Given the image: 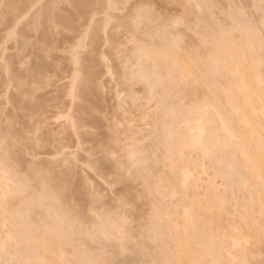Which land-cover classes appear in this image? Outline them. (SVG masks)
I'll list each match as a JSON object with an SVG mask.
<instances>
[{
  "label": "bare ground",
  "instance_id": "bare-ground-1",
  "mask_svg": "<svg viewBox=\"0 0 264 264\" xmlns=\"http://www.w3.org/2000/svg\"><path fill=\"white\" fill-rule=\"evenodd\" d=\"M40 1L41 0H2V2L7 4L19 5L20 8L18 11L20 12L27 11L32 4L39 3ZM42 1L40 3L45 5V19L43 24L38 29L32 28L29 30L27 26L22 27L20 29L21 31H18L19 39L13 40L22 50L31 47L33 59L30 60V65L24 70H20L18 68L17 57L15 55L12 56V54L10 58H13L10 59L6 57L10 59L9 61L7 60L6 64V59L3 61L4 63L1 62V64L3 63L1 71L2 74L4 73V76L0 73V77L3 76L6 81L8 78L9 82H7L15 92L13 97L12 95L8 96V98H10V103H8L13 112L11 116L9 115V118H4L7 120L9 119V121H5L6 126H0V139L3 138L4 134H9L10 139L22 137L27 143V147H25L22 152L23 154L27 153L25 150L27 149L30 152V154H28L31 156H36L32 155V152H36L37 150L49 151L52 148L56 149L55 155H58L63 149L60 144L59 146L57 142L54 143V141H52L53 138L50 139V135L52 134H50L51 131L48 134L50 140L46 138L47 136L45 137L46 139H42L41 137L32 138L31 136L30 138L32 139L27 138L26 136H28V134L35 135L37 129L35 127H29L24 123L33 122L38 114L40 115L41 111L43 113L45 109V102L42 103V99L45 96L43 95V98L40 97L39 94H42L40 91L42 90L43 92V90L49 86L54 85L57 81L56 78H62L61 75L58 76L57 74L56 76L55 74L57 71L63 73V69L58 66L59 57L62 56H60L59 52L61 50L58 51L55 44H58V40L61 42L63 39L65 43H68L66 39L70 38L68 40H72L73 42L69 41V45L66 44L68 45L67 47H75L77 39H80L81 35L83 36L85 33L82 30L84 29V24L87 26V23H83V21H91L92 15H96V11L100 10H97V5L105 11L103 14H106L108 11L118 9V7H113L109 10V4L123 6L128 4L131 0ZM212 1L213 0H166L162 5H172L180 10L181 15L179 17H183L184 19V24L181 26L188 25L193 16L197 25V33L199 35H205L214 29H218L219 25L225 21L231 23L229 17L235 15L231 12H234L235 7H237V5L235 6L233 3V0H222L224 4L222 5L224 7H226L225 4L229 5L228 9L223 7L224 17L227 18L223 17V21L218 22L219 19H216L217 13H214L217 3L215 0V3ZM155 3L156 1L154 2V0H139L131 6L127 17L125 16L126 18L120 22L127 34L126 38L129 37V32L133 30L129 18L137 9H140L146 20L148 17H151L153 21L152 24L146 22L142 26L140 39L150 47L154 44L157 49H168L174 39L177 37L181 38L184 46L181 59L190 60L193 73L198 76L200 71L204 70L201 61L206 58L208 53L204 51L197 52L196 49L199 45H195L194 42L193 44L191 40L184 41L182 39L183 34H181V32L179 33L178 30L176 31L178 33H174L172 30L170 31V29L178 28L172 24V21L176 18L167 15L165 11H162L163 9H156L157 5L155 6ZM52 4L58 5L54 17L50 16V9H48V5ZM196 5H201V7L197 8ZM107 15L110 16L109 14ZM79 22L83 23V25L80 27V24L78 28H76ZM106 23L107 21L104 15L102 19L95 22L91 31L85 36L84 52L81 51L82 53H80L79 68H77L76 64L73 62V57L71 55L67 60L66 57L63 56L65 58H63V60L68 62L67 65L70 64L72 71L70 74L71 76L69 75L70 79L66 87L67 90L65 92L62 91L63 93L61 92V96H66L69 99V103L74 104L72 106L76 107V110L74 109L76 113L72 110L74 114H70L71 116H69L68 119L69 128L72 132H76L79 143H81V141L86 142L90 140V144L97 145L101 140L99 137L101 134L96 137L94 132V134H91L92 131H87L86 129L93 126L91 123L94 120H99L105 124V139L108 145L102 148L103 150L99 149L100 145H97L99 148L94 145L97 147H94V150H99V152L102 151L105 154L102 155L98 161L91 160L90 164L88 162V168L99 174L104 175L106 173L107 175L104 176L107 179V176L110 178L112 176L111 174H113V177H111L112 180L110 179L114 182L113 184H123L125 188L122 187L123 190L121 191L120 189L118 191H121V194L118 193L119 196L116 195L115 198H117V196L118 198L114 200L111 206L109 204L110 207L105 206L104 208L103 205L100 206L99 204L97 205V202L94 203L95 194H93L94 197H91L92 193L91 196L88 195V191H91L92 188H90L86 179L82 175L75 178L77 172L74 166V168H66L65 166L59 170L58 165L53 163V161L49 163V160H46L48 162H44L42 159L37 160V158L36 160L38 162H34L36 161L34 160V163H31V160L30 162L28 160L29 157H27V159L21 152V158L28 160H26L27 164H25V170H27V166L30 163L36 167L50 170L57 180V183L53 186L54 190L62 192L66 189V191L63 192L61 203L67 206L75 201V206L80 210V213L88 217L89 222L95 221V217L91 215V211H96L110 218L112 224L119 225L123 218H126L128 221V213L132 211L135 214V227H132L128 221L126 225L127 230L129 234L133 236V239H137L143 234L145 240L142 244H146L147 249L134 243L126 245L123 249H121L119 245L109 246L117 253V257L124 255L126 252L133 254L130 259H121L124 264H127L128 261L131 260L142 262L150 257L151 251L149 250L154 251V249H152L148 236L150 232H155L157 229H160L165 237L175 236L178 233L181 239H187L190 242L189 247L185 250L183 255V259L186 262L191 260H204L208 261L209 264H253V260H258L264 252V218H262L260 214V191L251 173H246L247 179L242 180L236 176L229 167L233 163V157L239 159L242 165V153L245 151L254 153L256 147L250 135L251 129L243 123V121L247 120L248 123L255 127L260 119L259 86L254 85V78L251 72L245 69L241 62V76L238 78L227 77L221 79L219 81V88L216 90V95L210 93L207 88L202 86H192L180 95L179 100L173 98L169 99L167 103H163L161 101V89H156V91L153 92L149 84L141 82L139 79H132L134 68L137 77L144 75L151 78L154 83V66L149 61L138 63V58L133 55L134 59L132 56L127 55L122 61L119 56L120 51L118 49L117 34L113 29L108 28L107 34H105ZM13 26L14 21L10 20L8 23V31ZM168 27H170V29H168ZM79 28L80 32L77 30ZM84 30H86V28ZM165 30H167V35H165ZM29 33L36 35V38L34 36V39L32 38V43H34L32 44L33 46H30L31 40L28 41L31 39ZM73 33L76 34V37ZM80 33L81 35L79 37L78 34ZM73 35L75 39H73ZM236 36L237 39L240 38L239 33H237ZM26 38L29 39L27 40ZM1 39H4V37ZM86 40H88L87 44ZM1 41L2 40H0V43ZM102 42H105L107 48L105 51L102 52L100 50L99 52V44L101 45ZM1 48H3L2 45L0 46V49ZM0 54L3 55L4 51H0ZM104 58H107L109 62H111V65L108 66L107 73L109 75H116L118 77L117 84L123 87L121 90H123L127 100L137 103L136 107L139 113L138 119L140 121L148 119L150 121L149 124L153 128L148 135L150 141L149 144L147 143L148 145H140L138 142L140 145L138 146L137 143L131 142L124 156L119 155L122 151V147L118 140L119 134L116 126L117 124H115L114 120L109 121L100 109V105L104 100L102 99L103 85L97 80L99 76L97 68ZM125 64H129L127 71L125 70ZM170 64L171 61L168 56L162 55L159 62L155 65V68L161 75H167ZM132 65H134V67ZM70 66L68 67L69 69ZM130 66L132 68H130ZM6 68L7 71L5 70ZM138 85L141 86L142 91L139 96L134 92V87ZM246 85H253L250 93L244 91ZM8 89L10 90V88ZM220 89H231V95H224ZM8 92H5L4 95L7 96L9 94ZM249 95H251V104L255 106V112H253L252 107H250ZM40 98L42 99L40 100ZM147 104H152L151 106L154 109L152 114L145 108ZM1 105L0 109L9 106L3 103ZM170 111H175V118L169 115ZM77 113L80 117H78L79 115ZM8 114H10V110L7 115ZM42 115H44V113ZM17 118L20 120L23 119L24 122H21L26 124V127H22L24 124H22L20 120H16ZM24 119H26V121ZM18 123L22 124L20 129L17 127ZM14 126L17 127L16 129L18 131H13ZM87 126L89 127L86 128ZM95 126L97 125H94V127ZM83 129L86 132L82 131ZM89 132L91 133L89 134ZM229 132L234 133L235 139L229 136ZM44 134L46 135V132H44ZM185 148L193 150L197 158L210 164L214 175L208 180L207 185H203L198 177L195 180L192 179V177L195 176L191 170L197 167L196 163L192 165V169L191 167L187 169L185 168L187 166L183 165L185 163L182 164L183 151ZM131 154L136 156L137 162L135 165L129 160ZM160 155H162L163 158ZM156 157L162 159L161 162L164 163L166 170L164 169L165 171L161 175L155 172L156 174L154 173V176L151 169H154L153 166L155 167L154 164L157 163L155 161ZM0 159H2V153H0ZM126 163H128V168L125 165ZM126 169L132 170V176L135 180H141L143 182H147L148 178L145 172L150 170L151 172L149 171V173L153 176L152 178L154 180L146 184L147 188H144L145 190L137 196L136 190L134 191L133 188L134 184L132 185L127 179ZM105 170H109L111 173H107ZM132 176L129 175L130 178ZM216 178L222 180L225 187L224 190L228 191V193H233V191L240 193L243 202H235L234 205H232L235 208H230V199L227 198L226 193L223 195L219 194V190L216 186ZM8 187L11 188L12 186L9 185ZM12 190L15 191L14 188ZM176 195L182 196L180 204L174 203L176 200L174 202L171 200L174 205L172 207L167 206V208L169 207L168 209L160 205L165 197H167V199L170 197L171 199V197ZM137 197L144 204L149 205L150 213L147 217L143 216L141 206L138 204H136V206L134 204V199ZM97 199L99 200V198ZM112 201H110V203ZM122 201L124 204L128 205L127 208L124 207ZM159 201H161V203ZM11 206L12 210L18 213L15 217L17 223H21L24 216L30 211L33 223H37L40 225L41 229H45L55 217V207L52 202L43 206L36 205L30 208L27 203L21 201L17 197L11 201ZM185 208L190 210L188 220L185 219ZM50 209H52L51 212ZM225 213L232 215V218L228 221L225 220ZM236 215L238 219H234ZM177 225H179L178 228ZM186 227L187 233L185 234ZM220 230H223V232L220 233ZM111 234L113 236L117 235L114 231L111 232ZM37 249L38 250L33 255V259L38 261L67 264L68 261L73 259L72 250L65 249L62 254L59 244L51 246L48 250H45L41 246H37Z\"/></svg>",
  "mask_w": 264,
  "mask_h": 264
},
{
  "label": "snow or ice",
  "instance_id": "snow-or-ice-1",
  "mask_svg": "<svg viewBox=\"0 0 264 264\" xmlns=\"http://www.w3.org/2000/svg\"><path fill=\"white\" fill-rule=\"evenodd\" d=\"M96 7L99 8V5ZM113 7L127 8L129 6L108 5L109 10ZM196 7L199 8L201 5ZM19 8V5L7 4L0 0V24L8 27L9 21H14V26L4 36L2 47L5 52L11 41L19 39L18 29L25 26L29 30L38 29L45 19L43 4L34 3L25 12L18 11ZM57 8L58 5H48L50 16L54 17ZM237 8L241 10L240 15L230 16L231 23L225 21L219 25L218 29L205 35L193 33L194 43L199 42L196 51L208 53L201 61L204 70L200 71L198 76L193 73L191 61L181 59V53L184 50L181 38L174 39L168 49H157L154 44L150 47L140 39L142 26L146 22L152 24L153 21L151 17L146 20L141 10L137 9L129 18L133 30L129 32L127 39L135 49L133 55L138 58V63L149 61L154 66L155 82L153 83L151 78L144 75L137 77L134 68L132 79H139L149 84L153 92L161 89V101L167 103L169 99L179 100L180 95L192 86H202L216 95L221 79L241 76V62L243 63L244 68L251 72L254 85L259 86L260 119L255 127L247 120L243 121L251 129L250 135L256 145L254 153L243 152L242 165L239 159L233 157V163L229 167L242 180L247 179L246 173H251L260 191V214L264 218V0H259L258 4L253 5L251 11L246 10L243 5H237ZM105 18L107 21L105 34H107L108 24L113 23V20L107 13ZM95 22L96 15L93 14L91 21L86 22L87 29L84 35L77 41L76 46L69 50L77 68L80 64V53L84 50L85 36L91 31ZM172 24L180 27L184 24L183 17H177ZM237 33H239V39H237ZM162 55H167L171 61L167 75H161L155 68ZM128 67L129 64H125L126 71ZM5 70L7 71V68ZM252 86L246 85L244 91L250 93ZM220 91L224 95H231V89H220ZM248 99L250 107L255 112V106L251 104V95ZM169 115L176 117L175 111H170ZM228 134L235 139L234 133ZM25 147L27 143L22 137L10 139L9 134H4L0 139V153H2V159H0V264H54L50 261L35 260L33 255L38 250L37 246L48 250L56 244H59L62 254L65 249L72 250L73 259L67 264H124L109 246L119 245L123 249L126 245L134 243L147 249V245L142 244L145 240L143 234L137 239H133V236L129 234L126 218H123L119 225H114L110 218L91 211L95 221L89 222L88 217L80 213L75 206V201L64 206L61 200L66 189L62 192L54 190L53 186L57 180L50 170L33 164H28L25 170L26 161L20 155ZM129 160L133 165L137 162L134 154L129 156ZM129 174H131L130 170ZM9 185L12 187L9 188ZM13 188L15 191L12 190ZM17 197L27 203L30 208L52 202L55 207L54 219L45 229H41L39 224L33 223L32 214L29 211L22 222L17 223L15 217L18 213L13 211L11 206V201ZM96 202L98 201L94 199V203ZM122 204L125 208L128 207L123 201ZM189 212L190 210L185 208L186 220L189 219ZM113 231L117 233L116 236L111 234ZM148 239L154 251L149 250L150 257L141 264H209L204 260L186 262L183 255L190 242L187 239H181L178 233L175 236L165 237L161 230L157 229L149 233Z\"/></svg>",
  "mask_w": 264,
  "mask_h": 264
},
{
  "label": "rangeland",
  "instance_id": "rangeland-1",
  "mask_svg": "<svg viewBox=\"0 0 264 264\" xmlns=\"http://www.w3.org/2000/svg\"><path fill=\"white\" fill-rule=\"evenodd\" d=\"M138 1L139 0H131V1L128 2V4H126L129 7H127V8L119 7L118 9L112 10V11H108V13H107V14H109L112 17V20H113V23L108 24V29H113L116 32V34H117L116 36H117L118 49L120 51L119 52V56H120L122 61L124 60L125 56H127V55L132 56L133 55L134 48L128 43L127 38H126L127 34L125 33V30H124L123 26L120 24V22L124 18L127 17L131 6H133ZM155 1H156L155 6L157 5L156 9H158V10H159V8L163 9L162 11H165L167 15H169V16H171L173 18H177V17H179L181 15L180 10L177 7L172 6V5L163 6L162 4L166 0H154V2ZM215 1L217 3L216 4L217 5V7H216L217 9L215 8L214 13H217V18L216 19H219L218 22H221V21H223L222 19L224 17V12H223V7H224L223 5L224 4H223L222 0H215ZM236 1H237V3H240V4H237ZM212 2L215 3L214 0ZM233 3L235 4V6L236 5H243L246 10L251 11L252 10V6L255 5V4H258L259 0H240V1L233 0ZM40 4H42V3H40ZM225 6L226 7H224V8L228 9L229 5L225 4ZM236 8L237 7H235V9H234L235 11L231 12V13H234L236 16H239L241 10L239 11V9L237 8L238 12L236 13V10H237ZM98 9H100L102 12L100 10H98ZM97 10L98 11H96V21L102 19L104 17V15H105V14H103V13H105V11L102 8L99 7V8H97ZM213 10H214V8H213ZM234 14H232V15H234ZM257 15H258V13H257ZM228 16H230V15H228ZM224 18H227V17H224ZM86 22L87 21H85V22L83 21V23H86ZM83 23L79 22L76 25L77 27L76 26L75 27L78 28V25H80V24H81L80 25V27H81L83 25ZM83 27H84V29L85 28L87 29L86 24H84ZM20 29H18V31ZM84 29L82 30L83 32L86 31ZM121 29H123V30H121ZM168 29H170V27H168ZM77 30H79V32H80V28L77 29ZM171 30L174 33H178V32H176L178 30L179 33L181 32V34H183L182 39L184 41H190L191 40L192 43H193L194 40H195V37L193 36V33H197L196 21H195V19L192 16L191 17V21L188 23V25L180 26V27L174 28V29H170V31ZM7 31H8V27H5V26L0 24V40H2V41L4 40V39H1V38L5 36ZM74 35L76 37V34H74ZM74 35H73V37H74ZM80 35H81V33L78 34L79 37H80ZM29 36H31V39H29L30 38ZM29 36H28L29 40L27 38L26 39L28 41L31 40V45H30V42H29V45L33 46L32 45V44H34V43H32L33 39H34L33 36L35 37L36 35H32L31 33H29ZM75 37L73 39H75ZM68 39H70V38H68ZM68 39H66V40L69 43L70 40H68ZM80 39H77V41L80 40ZM2 41L0 43L1 45H3ZM64 41H65L64 39L61 42H60V40H58L57 41L58 44H55L57 46L58 51L61 50L59 52H60V56L61 55L62 56L59 57L60 59H59L58 66H59V68L63 69V73L61 71H57V73H55V74H56V76H57V74H58V76L61 75L62 78L61 77L56 78L57 81L55 82L54 85L49 86L46 89L44 88L45 90H43V92H42V90L40 91L42 94H39V92H38L40 97L43 98V95L45 96L43 99L40 98V100L41 99L43 100L42 103L45 102V104H44L45 105V107H44L45 109L43 110L44 115H42L43 113L41 111L42 114L41 113H40V115L38 114L36 119H34L33 122H29V123L28 122H24L23 119L22 120H20L18 118L16 119V120H20V122L23 121L29 127H35L37 129V133L35 135L28 134V136H26L29 139H32L33 137H41L42 139H46V138H48V136H49L48 134L51 131L50 134L51 133L52 134L50 135L51 136L50 139L53 138L54 140L52 139V141H54V143L57 142L58 143L57 145L60 144L62 146V148H63L62 152L60 154H58V155H55L56 149H54V148L49 150L51 152H49L48 150H37L36 152H32L33 153L32 155H36L37 156L36 157V156L29 155L30 152L27 149H25L27 151V153L23 154V152H22V154L24 155V157L26 156V158L29 157V159L28 158L27 159L29 160V162L31 160V163L38 162L37 160H41V159L44 162H48L46 160H49V163H51V161H53V163L58 165V169L59 170H60V168L65 167V166H66V168L67 167H72V168L75 167L74 169H76V172H77V175H76L75 178H77L79 175H82L86 179V181L89 183L90 188H92L91 189L92 192L88 191V195L91 196V193H92L91 197L95 196L94 199H96V201L98 200L97 198H99L100 201L98 200L97 205L98 204L100 206L103 205L104 208H105V206L108 207L109 204L111 206V204L114 202V200H116L118 198L119 194H121L120 192L123 190L122 187H124L125 185H123V184H119V185L118 184H113L114 182L111 181L112 180L111 177H113V174H111L112 176L110 178H109V176H107L108 177V179H107L104 176V175H107L106 173L104 175L103 174H99L98 172H96V171L94 172V171H92V170H90L88 168L89 167L88 166V162L90 164L91 160L92 161L93 160L98 161L100 159V157L105 154L102 151H100V152H102V153H100L99 150H94L95 148L98 147L97 145H100L99 146L100 148L99 147L98 148L101 149V150H103L102 148H104V147H106V145H108V143H107V141L105 139V133H106L105 124L103 122L99 121V120H94L91 123V124H93V126H92L93 128L90 126L91 124L89 125L91 128H88L89 126L86 127L88 129L84 128L87 131L88 130L92 131V133L89 132V134L90 133L91 134L95 133L94 135L96 137H98L101 134L99 136L101 138V140H100L101 144L99 142L97 145L90 144V142H89L90 140H88V141L85 140L86 142H82L81 141V143H79V140L77 138L76 132H72L71 129L69 128V119H68V117L71 116L70 114H74V113H72V110H74V109L76 110V107L72 106L74 104H70L69 103V99L66 96H64V97L61 96V92L62 91L65 92L67 90L66 87H67V85L69 83V79H70V76H71L70 74H71V71H72V68H71L70 64L67 65L68 62L63 60L64 57H66V60L69 58V56H70L69 50L71 49L70 46H69L70 49L67 47L69 44L65 43ZM74 42H75V40H74ZM87 42H88V40H86V44H87ZM66 44H68V45H66ZM197 44L199 45L198 41L195 42V45H197ZM70 45H72V44H70ZM99 46H100V49L98 50L99 52H100V50L103 52L107 48L105 42L104 43L102 42V44L101 45L99 44ZM58 47H60V48H58ZM30 48L31 47H28L25 50H22L13 41H11L9 43V45L7 46V51L6 52H5L4 48H1L0 51H4V54L3 55L0 54V56L2 57V58L0 57V73L2 74L1 68H2L3 63H4L3 61L6 59L5 60V64H6L7 60L9 61L11 58H13V57L10 58V56L12 54H13L12 56L15 55L17 57L16 59L18 61V68L20 70H24L25 68H27L30 65L29 63H31L30 60L33 59V55H31V49ZM28 52H29V54H28ZM6 57H9L10 59H8ZM30 57H31V59H30ZM133 59H134V57H133ZM27 61H29V62H27ZM1 62H3V63L1 64ZM108 63H109V65H108ZM110 65H111V62H109V60L107 58H104L102 60L101 64H100V66H98V68H97L98 73H99V76L97 77V80H98V82H100L103 85V98L102 99H104V100H103L102 104L104 105V107L101 104L100 105V109H101L102 113L109 119V121L114 120L115 124H117L116 126L118 128L117 130H118V134H119L118 135V140H119L120 146L122 147V151L120 152L119 155L124 156L127 148H129V144L131 142L132 143H137L138 146H140L142 144L148 145L150 143L148 135H149L150 131L153 128L149 124L150 121L148 119H144L143 121H140L138 119V114L139 113H138L137 107H136L137 103H133V102L128 101L126 96H125V94H124V92H123V90H121V89H123V87H121L119 84H117L118 83V77L116 75H111V74L109 75L107 73L108 72V66H110ZM69 66H70V69L68 68ZM132 66L134 67V65H132ZM130 68H132V67L130 66ZM1 74H0V76H1ZM3 76L0 77V105L3 103V104H7L9 106L8 107L5 106V108L2 107V109H0V126L1 127L6 126L5 125V121H9V119L7 120V119H4V118H9L12 115L13 111H11L12 108L10 107V104H9L10 103L9 102L10 98H8V96L12 95V97H13V95L15 93L14 90L11 89V87H10V85L8 83L9 82L8 78L5 76L7 78V81H8L7 82ZM8 88H10V90ZM7 89L9 90V92H8ZM5 92L6 93L8 92L9 94L6 96V95H4ZM10 92L13 93V94H11ZM134 92H135V94L137 96L141 95V92H142L141 91V86H139V85L135 86L134 87ZM39 96H37V97H39ZM151 105L152 104H147L145 106V108L147 109V111L150 114H152V112L154 111V109H153V107ZM9 110H10V114L7 115V113H9ZM75 113H76V111H75ZM78 117H80V115ZM24 120L26 121V119H24ZM114 121H112V122H114ZM16 122H19V121H16ZM39 122H42V123H39ZM19 123L17 124V127H19L18 129H20V126H22V124H24L22 122H21L22 124H19ZM26 124H24L22 127H26L25 126ZM94 125H97V126L94 127ZM14 127H13V131L14 132L18 131L16 129L17 127H15V128ZM84 129L82 131H84ZM43 131L46 132V135L44 134ZM84 132H86V131H84ZM30 136L32 138H30ZM138 142L140 143V145H139ZM54 145H56V144H54ZM94 145L97 146V147H95ZM190 150L191 149H189V148H185L184 149L183 152L185 154L183 153V162H182V164L185 163L186 165L183 164L184 166H187L185 168L188 169L189 167H191V169H192V165L194 163H196L197 167H195L194 169L191 170V172L195 176V177H192V179L195 180L198 177L203 185H207L208 180L210 178H212L213 175H214L213 174V170H212V168H211V166H210V164L208 162L200 160L199 158H197V156L195 155L194 151L193 150L190 151ZM95 152H97V153H95ZM160 156L162 157V155H160ZM36 158H37V160H36ZM159 159H160L159 157H156L155 161L157 163L154 164L155 165V167L153 166L154 169H151L153 175H154L155 172L157 174L161 175L166 170V168L164 166V163L161 162L162 159H160V160ZM34 160H36V161H34ZM25 164H27V162ZM125 165L128 168V163H126ZM126 170H127L126 171L127 179L129 180V182L132 185L134 184L133 188H134V191L136 190L135 192H136L137 196L140 195L147 188L146 184H148L149 182H152L154 180L152 178L153 176H151L150 173H149L150 170L148 172H145V174H146V176L148 178L147 182L146 181L143 182L141 180H135L134 177L132 176V170H130L131 174H129V169H126ZM106 172L109 173L110 171L108 170ZM148 173H149V175H148ZM99 175L100 176L101 175L104 176L106 179L104 177H102V176L100 177ZM129 175L132 176V177L130 178ZM102 178H104L105 180L102 179ZM120 185H122V186H120ZM216 186H217V188L219 190V194L223 195V194L226 193L227 198L230 199V203H231V207L230 208H232V209L235 208L234 206H232V205H234L235 202H243L242 195L240 193L234 192V191H233V193L232 192L228 193V191L224 190L225 187H224V184H223V182H222V180L220 178L219 179L216 178ZM120 189H121V191L118 192ZM93 194H95V195L93 196ZM116 195H118L117 198H115ZM168 198L170 199V197H168ZM169 199H167V197H165L164 200L162 201V204H160L161 201H159L160 202L159 204L162 205V207H164L165 209L167 208V206H169V207L171 206L172 207L174 205V203L180 204V201L182 200V196L176 195L174 197H171L170 200ZM171 200L173 202L175 200L176 201L174 203H172ZM110 201H112V202L110 203ZM105 203H107V204H105ZM134 204L135 205L138 204L139 206H141L142 213H143L144 217L148 216V214L150 213L149 205L144 204L138 197L136 199H134ZM159 204H158V206H159ZM100 206H98V207H100ZM165 209H163V210H165ZM231 218H232V215H229V214H226V213L224 214V219L225 220L228 221ZM234 219H238L237 215L235 216ZM128 221H129V223H130V225L132 227H135V214L132 211H129V213H128ZM222 232H223V230H220V233H222ZM132 256H133L132 253L126 252V253H124V255L118 256L117 258L120 259V260L121 259H125V258L130 259V258H132ZM127 264H141V262L138 261V260H131V261H128ZM253 264H264V252H263L262 256L258 260H253Z\"/></svg>",
  "mask_w": 264,
  "mask_h": 264
}]
</instances>
